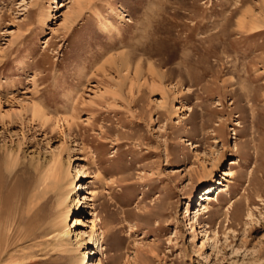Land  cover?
Listing matches in <instances>:
<instances>
[{"label": "rangeland", "instance_id": "374dc122", "mask_svg": "<svg viewBox=\"0 0 264 264\" xmlns=\"http://www.w3.org/2000/svg\"><path fill=\"white\" fill-rule=\"evenodd\" d=\"M16 184L0 264H264V0H0Z\"/></svg>", "mask_w": 264, "mask_h": 264}, {"label": "bare ground", "instance_id": "6f19581e", "mask_svg": "<svg viewBox=\"0 0 264 264\" xmlns=\"http://www.w3.org/2000/svg\"><path fill=\"white\" fill-rule=\"evenodd\" d=\"M84 175H86V172L83 170V167L80 165V163H78V165H77V178L78 177H83ZM222 175H229V173L228 172H223V174ZM220 176L219 178H209L208 180L211 182V185L210 186H208V187H206V188H204L203 190H205V192L201 195V199H202V201L203 200H207V201H209L210 199H211V195H213L214 193H215V190L217 189V187H215L216 185H219V184H222V182H223V180H224V178H223V176ZM17 183V182H16ZM21 183V182H20ZM24 185V184H23ZM22 185V183H21V186H23ZM21 186L20 185H18V184H16V185H14V186H12V187H10L11 189L10 190H6V193L5 192H3L2 190H0V228L2 227V225L4 224V222L5 221H3V213H5V207L8 205V203H9V201L10 200H12L16 195H18V193L19 192H21ZM24 187V186H23ZM4 190V189H3ZM213 191V192H212ZM211 192H212V194H211ZM23 193V192H22ZM17 197V196H16ZM84 199H86L85 200V202L84 203H86V206L87 207H89L90 206V200L91 199H89V198H87V197H84ZM77 203H79V202H77ZM207 203H209V202H207ZM205 203H203V204H201V207L203 208V209H207V206L206 205H204ZM59 205H63V202L62 203H60ZM11 206V205H10ZM73 206V205H72ZM86 206H82V204L80 203L79 205H78V209L79 208H81V207H86ZM70 207V208H69ZM10 208V207H9ZM8 209V208H7ZM76 209V207H73V208H71V206L69 205V206H67V208H66V210L65 211H63L62 213H61V217H63V220H64V218H66L67 217V215L69 214V212L70 211H72V210H75ZM199 211V209L195 212V215L193 216V219L196 221V214H197V212ZM7 215V214H6ZM8 217V216H7ZM7 217H5V218H7ZM74 219V224L76 225V224H78L79 222H80V220L77 218V217H74L73 218ZM7 220V219H6ZM9 220V219H8ZM66 227H67V224H64V225H62L60 228H59V231L57 232V234H55L56 236H55V239H56V242L55 243H60L61 241H63L65 238V236L66 237H68L69 235H70V233H71V231L69 232V231H67L66 230ZM93 229V224H91V230ZM69 230V229H68ZM206 230L205 229H203L202 230V233L204 234V235H206V232H205ZM6 232V231H5ZM96 234V233H95ZM81 237V236H80ZM95 241H96V239H95ZM86 243L87 244H92V243H94V231L92 230V232L88 235V240L86 241ZM82 244H83V242H82ZM79 245H81L80 243H79ZM95 250V249H94ZM90 253H92V254H94V253H96L95 251H93V249H92V252H90ZM98 253V252H97ZM92 264H101V261H100V259L98 258V257H95L94 259H93V261L91 262Z\"/></svg>", "mask_w": 264, "mask_h": 264}]
</instances>
